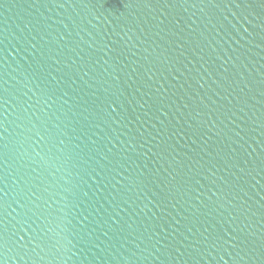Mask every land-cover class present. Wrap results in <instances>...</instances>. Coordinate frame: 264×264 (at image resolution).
<instances>
[{
	"label": "water",
	"instance_id": "1",
	"mask_svg": "<svg viewBox=\"0 0 264 264\" xmlns=\"http://www.w3.org/2000/svg\"><path fill=\"white\" fill-rule=\"evenodd\" d=\"M0 264H264V0H0Z\"/></svg>",
	"mask_w": 264,
	"mask_h": 264
}]
</instances>
